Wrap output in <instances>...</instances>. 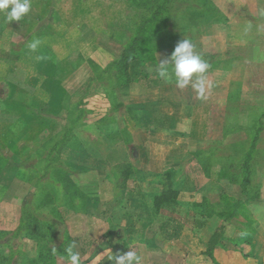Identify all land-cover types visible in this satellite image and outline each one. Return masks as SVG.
I'll return each instance as SVG.
<instances>
[{
  "label": "crops",
  "instance_id": "crops-1",
  "mask_svg": "<svg viewBox=\"0 0 264 264\" xmlns=\"http://www.w3.org/2000/svg\"><path fill=\"white\" fill-rule=\"evenodd\" d=\"M205 2L214 10L208 24L210 29L195 39L189 38L196 53L212 57L206 72L212 87L206 89L203 97H198L191 86L181 91L174 81L148 85L142 78L123 85L118 83L107 71L111 70L112 62H102L103 54L93 48L100 43L95 39L86 40L79 30L69 29L65 24L69 17L62 18L65 8L61 6H51L46 15H33L31 12H36V8H32L21 21L8 25L0 20V37L10 32L13 39L22 40L23 51L34 56L24 80L9 78L6 83L12 84L13 89L31 86L35 95L43 92L48 104L59 95L64 99L67 119H75L83 113L80 125L60 150V167L86 198L87 206H98L99 202L94 199H109L108 223L120 230L117 238L124 240L123 246H130V239L141 238V244L149 247L152 241L154 247H158L150 248L141 264H212L206 251L220 226H225L226 230L224 243L214 248V256L220 264H264V0ZM52 29L63 37L53 39V44L47 43ZM71 32L77 34L73 38L75 47L66 39L68 34L72 37ZM34 39L41 41L37 52L28 48ZM58 44L65 48L63 56L58 52ZM38 56L44 59H37ZM61 60L66 63L59 65ZM40 61L53 72L50 76L39 75L38 71L44 70ZM94 67L96 74L92 72ZM104 78L108 81L100 82ZM35 79L40 83L33 84ZM72 81L79 84L76 87L85 86V90H90L86 98L81 97L79 91H72ZM184 92H189L187 103L182 102ZM28 95L31 99H41ZM106 120L116 122L117 129L108 133ZM88 124L91 125L87 127ZM228 124L234 125L231 134L226 128ZM68 129L73 130L65 123L58 133L64 134ZM88 131L95 139H90ZM239 133L255 144L246 151H251L253 157L248 163L256 165L253 181L258 185V198L248 203L237 169L239 160L249 159L248 155L231 153L227 174L214 165L208 173L205 168L209 165L203 162L214 156L221 145L226 148L228 139L240 136ZM53 138L48 139L51 144ZM214 141H219V145H211ZM68 162L80 171L70 174L66 168ZM170 169L174 171L172 185L179 192L173 215L185 226L180 239L167 241L160 235L161 216L155 212L154 198L160 194V172ZM81 173L87 178H96L92 189L88 181L83 182L85 177ZM94 185L98 189L92 193ZM199 197L211 199L213 204L227 200L232 207L228 212L235 211L237 203L245 205L227 217L228 212L221 204L220 214L213 213L205 227L197 228L194 220L201 209L194 204L200 202ZM213 199L220 200L213 202ZM164 210L171 211L165 206L162 210L165 216ZM123 230L135 231L123 234ZM244 238H248L249 243L242 242ZM113 242L112 245H117ZM240 244L250 247L249 256H245ZM118 250L114 253H120L123 248ZM104 258L97 264H105L108 260ZM96 260L97 256L88 262Z\"/></svg>",
  "mask_w": 264,
  "mask_h": 264
},
{
  "label": "rangeland",
  "instance_id": "rangeland-1",
  "mask_svg": "<svg viewBox=\"0 0 264 264\" xmlns=\"http://www.w3.org/2000/svg\"><path fill=\"white\" fill-rule=\"evenodd\" d=\"M31 4V9L36 8V12H31L33 15H46L51 6L65 8L62 18L69 17V21L65 23L69 29L79 30L86 40L95 39L96 43H100L93 48L103 54L102 62L114 63L132 48L143 61L138 69L147 74L145 82L148 85L165 82L155 71L159 60L170 57L179 42L195 39L206 29L209 30L208 24L214 15L213 7L206 4L205 0H31ZM166 5L170 12L160 14L161 7ZM2 17L0 14L1 21ZM71 33L72 37L68 34L66 39L75 47L73 38L77 34ZM4 36L0 37V264H67L61 256L65 255L64 249L73 241L77 245L75 251L80 253L81 264H89L91 261L88 260L99 254H103L101 257L106 259L111 251L114 253L119 248H123L120 253L133 250L142 258L148 255L150 248H158L154 247L152 241L148 247L140 243L141 238H134L130 239V246H123L124 240L117 238L120 230L113 229L108 223L111 212L108 198L94 199L99 205L93 208L87 206L86 198L77 192L66 175L61 174L63 170L58 157L60 150L58 151L56 143L61 145L64 134L58 132L65 123L73 128L72 132L75 131L84 115L80 112L75 119H67L65 102L59 95L52 104H48L45 94L39 92L35 95L31 86H17L13 89L12 84H7L9 78L11 81L26 78L29 73L26 68L32 65L30 59L34 56L23 51L20 38L13 39L10 32L8 36ZM61 38L60 32L52 29L47 43L53 44V39ZM25 42L28 45V40ZM63 51L65 48L63 50L58 44V52L62 54ZM199 55L202 56L201 53ZM202 58L208 64L212 62L211 57ZM40 63L44 70H39V75L50 76L53 72L48 70V65ZM64 63L66 62L61 60L59 65ZM92 72L97 73L96 67ZM87 78L88 73L83 80L86 81ZM104 79L100 82L108 81L107 78ZM34 83L39 84L40 81L35 79ZM71 84L73 92L79 91L81 97L86 98V92L90 91L85 90L87 87L78 88L76 86L79 84L73 81ZM28 94L41 99H31ZM188 94L189 92H184L182 102H188ZM104 125L109 126L108 133L117 129L116 122L106 120ZM233 126H226L230 134ZM239 134L240 136L233 135L228 139L229 145L226 148L221 145L214 156L203 159L204 165H209L205 168L208 173L214 165L223 174H227L230 155L235 146L240 152L249 149L250 139L243 133ZM87 135L91 136L90 139H95L93 133L88 131ZM51 137H54L52 144L48 140ZM125 139L129 140L126 135ZM218 143L220 142L214 141L211 145L218 146ZM238 163L242 165L244 162L239 160ZM68 164L69 166H65L70 174L80 171L73 168L70 162ZM165 172H160L158 176L160 192L168 187ZM81 174L85 177L83 182L88 181L92 189V182L96 178H87L84 173ZM77 179L82 182L80 178ZM96 189L98 187L94 185L92 193ZM199 198L201 203L209 204V207L213 205L211 199ZM164 213L170 215V211L164 210ZM127 231L132 233L135 230ZM127 231L121 232L125 234ZM112 240L117 245H112ZM53 248L57 250L55 254ZM240 248L245 256L250 253V247L240 244ZM97 263L98 260L91 264Z\"/></svg>",
  "mask_w": 264,
  "mask_h": 264
},
{
  "label": "trees",
  "instance_id": "trees-1",
  "mask_svg": "<svg viewBox=\"0 0 264 264\" xmlns=\"http://www.w3.org/2000/svg\"><path fill=\"white\" fill-rule=\"evenodd\" d=\"M169 1V0H167ZM207 4V3H206ZM209 5V4H208ZM169 13L170 9H168V5H166L165 7H161L160 9V14L161 13ZM203 57H211L209 55L206 54H202ZM212 58V57H211ZM143 61H141L136 53L132 50V48H129L127 51H125L124 55L121 56L120 59L116 60L114 63H112V68L111 70H107L108 72H111L113 76L116 77V81L120 84H127L130 83L132 81H136L138 79H147V74L142 73L138 68L142 65ZM260 126L263 125L262 120L260 119L259 121ZM67 133V134H66ZM72 136V131L70 129H68L63 137L61 139V145L56 143V146L59 148V150H61L62 146L71 138ZM55 146V145H54ZM55 146V147H56ZM255 147V144H251V146L249 147L250 149ZM249 150V149H248ZM234 152L236 153H242V156H246L248 155L249 159H242V161L244 162L242 165H238L237 169L238 171V176L242 177V185L244 188V191L247 195V203L249 201H255L258 198V185L255 183L253 179L254 176L256 177V165L248 163L249 160H251L252 157V153L251 151L249 153H247V151H242L240 152L239 149L235 146V150ZM260 159H263V156L260 155ZM247 160V161H246ZM239 164V163H238ZM63 176L66 175L67 180L72 183L73 185L74 182L67 176V173L62 171ZM174 175V171L173 170H167L165 172V176L167 177L168 180V187L166 189H163L160 194H157L154 198V207H155V212L156 214H158L159 216H161V220H160V235L164 240L167 241H172V240H178L182 237L183 231H184V226L185 223H183L181 220L177 219L173 213L176 211L175 207L176 205H178V194L179 192L177 190H175V188L172 185V177ZM255 190V192H254ZM79 192V191H77ZM80 193V192H79ZM81 195V193H80ZM223 204V210L224 211H229L232 207H231V203L228 202L227 200H222L217 204H213L211 207H209V204H203L201 202H197L194 204V206L199 207L201 209V213H200V217H198L197 219L194 220V226L197 228H203L206 226L208 218L211 217L213 215V213L219 212V208L220 205ZM169 206L171 211H170V215H162V210L165 208V206ZM245 205V203L241 202V203H237L236 205H234V208L236 210L239 209H243L242 206ZM209 207V209H208ZM233 208V209H234ZM173 210V212H172ZM222 210V211H223ZM236 210L235 211H230L228 212L227 217L229 216V214L233 213L236 214ZM225 226H220L218 228V230L216 231V233L214 234V236L212 237L211 241H210V245L208 250L206 251V255L211 259L212 264H220L215 256H214V248L217 245H221L224 243V240L226 239L225 237ZM242 242H246L249 243L248 238H244V240H242ZM129 250H126L125 252H127ZM249 256V254H247ZM105 264H111L110 261H107Z\"/></svg>",
  "mask_w": 264,
  "mask_h": 264
},
{
  "label": "clouds",
  "instance_id": "clouds-1",
  "mask_svg": "<svg viewBox=\"0 0 264 264\" xmlns=\"http://www.w3.org/2000/svg\"><path fill=\"white\" fill-rule=\"evenodd\" d=\"M31 7V0H0V14L3 15L5 24L21 21L29 14ZM40 45L41 41L34 39L28 48L31 52H37ZM37 59H44V57L38 56ZM208 68L207 61L194 51L193 43L184 39L175 46L170 57L159 60L155 71L158 77L165 82L174 81L179 89L191 86L198 97H203L206 89L212 87L206 76ZM76 246V242L73 241L64 249L65 255H62L61 259L66 260L67 264H81L80 253L75 251ZM52 251L55 254L57 250L53 248ZM102 255L97 256L98 261ZM106 259L111 264H141L142 261V257L133 250L123 253L111 251Z\"/></svg>",
  "mask_w": 264,
  "mask_h": 264
}]
</instances>
